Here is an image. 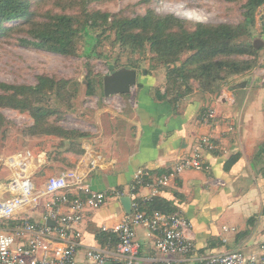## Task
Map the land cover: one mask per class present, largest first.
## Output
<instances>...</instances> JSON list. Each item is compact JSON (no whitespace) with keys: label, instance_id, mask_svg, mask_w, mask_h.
Returning a JSON list of instances; mask_svg holds the SVG:
<instances>
[{"label":"crops","instance_id":"0c3cea01","mask_svg":"<svg viewBox=\"0 0 264 264\" xmlns=\"http://www.w3.org/2000/svg\"><path fill=\"white\" fill-rule=\"evenodd\" d=\"M137 76L134 105L128 104L120 114L121 131L82 139V155L64 153L56 160L39 155L30 168L32 176L44 182L69 168L62 165L65 159L72 167L87 170L91 190L106 192L127 186L138 168L154 175L166 172L190 152L201 135L212 134L218 148L203 152L208 167L183 171L156 195L170 201L190 221L187 235L194 251L187 257L162 254L155 248L154 233L137 225L138 264H201L200 257L211 253L256 250L264 239V64L232 77L219 93L193 87L178 97L164 92V78L157 74L138 72ZM209 108L215 110L214 123L204 120ZM233 156L235 161L227 165ZM82 158H86L83 164ZM4 182L0 183L3 194ZM148 191L141 188L137 196L142 198ZM43 212V206L33 209L31 219L40 221ZM125 213L120 199L113 198L97 209H86L76 225L81 232L76 264H89L88 248L107 246L100 232L112 229ZM8 221L15 222L0 219V228ZM116 263L112 256L105 262Z\"/></svg>","mask_w":264,"mask_h":264},{"label":"trees","instance_id":"16d2710c","mask_svg":"<svg viewBox=\"0 0 264 264\" xmlns=\"http://www.w3.org/2000/svg\"><path fill=\"white\" fill-rule=\"evenodd\" d=\"M31 5L32 0H0V35L15 30L16 27L11 22H18L19 26L26 27V36L19 39L21 44L90 59L92 56H107L96 50L103 34L110 40L111 47L118 46L121 53L130 56L138 54L143 57L141 59H146L148 54L153 63L151 67L164 66L167 69L164 91L167 95L174 94L178 97L192 90V82H196L197 89L203 93H219L229 79L247 73L258 64V50L251 37L256 24V11L264 5V0H244L241 23H197L192 28H187L182 20L171 14H158L153 9L130 17L92 11L81 20H77L74 15L60 13L41 21L33 19ZM262 28L264 30V20ZM79 41L80 52L77 47ZM243 56L250 58H241ZM114 59L117 60L118 57ZM138 59L129 57L123 65L137 70L140 67ZM144 72L148 73L147 70ZM66 83L67 80L47 76H39L34 85L0 81V107L28 111L34 118V123L25 128L26 134L54 135L67 140L69 146L64 152L77 156L84 152L77 140L85 134L49 122V115L55 112L47 110V102L44 100L51 94H47L48 91L54 92L55 99L58 100ZM4 123V117L0 113V130ZM235 159L234 156L231 157L227 165ZM62 165L73 166L65 159ZM140 208L145 212L176 211L170 201L158 196L141 202ZM7 223L6 225H11L13 222ZM100 235L103 244L106 242L108 247L117 240L111 231L102 230Z\"/></svg>","mask_w":264,"mask_h":264},{"label":"rangeland","instance_id":"374dc122","mask_svg":"<svg viewBox=\"0 0 264 264\" xmlns=\"http://www.w3.org/2000/svg\"><path fill=\"white\" fill-rule=\"evenodd\" d=\"M243 3L244 0H32L30 9L33 12V19L41 21L48 20L52 14L60 13L74 15L77 20H81L85 14L92 11L130 17L153 9L158 14H171L182 20L187 28H192L197 23L234 25L241 23ZM263 20L264 5L256 11V24L251 37L252 42L255 40L263 42L257 47L258 64H264V30L261 27ZM11 23L16 29L6 35H0V81L34 85L39 76L67 80L64 89L61 90L62 96L58 100L52 91H48L47 94H51L44 98L47 110L55 112L49 115L48 120L64 129L83 132L85 136L77 140L80 144L82 139L91 140L97 136L103 137L109 130L111 133H114V129L122 130L124 123L120 119V114L128 104L134 105L136 83L131 87V93L108 96L103 95L102 86L104 76L125 67L123 64L127 63L129 57L140 58V61L138 59L140 67L137 69L140 74L144 70L150 74H157L164 78V83L161 84L166 87L167 69L164 66L151 67L153 63L149 60L148 54L146 59H141L143 57L138 54L130 56L121 53L118 46L111 47L110 40L103 34L96 50L107 56H92L86 59L80 55H63L23 45L19 39L26 36L24 31L26 27L19 26L18 22ZM77 47L80 52L81 41L77 42ZM116 57L117 60L114 59ZM192 84L197 88L196 82ZM0 113L5 120L0 130V183L9 176V172L2 165V159L7 156L28 150L33 157L31 168L33 162L42 154L51 160L63 158L64 149L69 146V141L54 135L25 133V128L34 123V118L28 111L0 107ZM57 167L63 168L59 164ZM35 181L40 184L43 178L35 177Z\"/></svg>","mask_w":264,"mask_h":264},{"label":"built area","instance_id":"2783aa9c","mask_svg":"<svg viewBox=\"0 0 264 264\" xmlns=\"http://www.w3.org/2000/svg\"><path fill=\"white\" fill-rule=\"evenodd\" d=\"M204 120L214 123L216 113L206 109ZM212 134L201 135L190 152L182 156L169 170L154 175L143 168L135 170L127 186L113 187L106 192L91 190L87 182V170L79 166L60 170L37 184L30 172L32 155L23 153L2 159L9 176L3 184L5 194L0 193V219H14L11 225L0 228V264H76V253L81 245L79 224L86 209H97L109 198L129 196L130 212L125 213L111 231L116 235L113 248L90 247L85 256L89 264H105L112 256L116 264H138V244L134 239V227L146 226L155 235V248L162 254L190 256L194 245L188 237L191 223L179 212H145L140 204L158 195L161 189L185 170L207 168L203 152L216 150ZM86 158H82L83 164ZM94 163V162H92ZM148 189L139 198L138 191ZM43 206L41 220L31 219L30 212ZM49 219L53 224H48ZM226 230V228H224ZM201 264H264V239L254 251L243 248L227 252L211 253L200 257Z\"/></svg>","mask_w":264,"mask_h":264},{"label":"water","instance_id":"95a60500","mask_svg":"<svg viewBox=\"0 0 264 264\" xmlns=\"http://www.w3.org/2000/svg\"><path fill=\"white\" fill-rule=\"evenodd\" d=\"M263 42L259 40L253 41L254 47H259ZM138 71L134 68L122 67L118 70L112 71L110 74L103 78V95L108 96L111 94H125L131 90V87L135 85ZM120 201L126 211L130 212L131 200L129 196H122ZM48 224H53L51 220L47 219Z\"/></svg>","mask_w":264,"mask_h":264}]
</instances>
